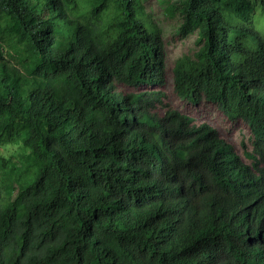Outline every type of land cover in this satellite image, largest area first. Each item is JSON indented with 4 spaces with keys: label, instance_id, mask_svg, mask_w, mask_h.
Segmentation results:
<instances>
[{
    "label": "trees",
    "instance_id": "trees-1",
    "mask_svg": "<svg viewBox=\"0 0 264 264\" xmlns=\"http://www.w3.org/2000/svg\"><path fill=\"white\" fill-rule=\"evenodd\" d=\"M0 264H264V0H0Z\"/></svg>",
    "mask_w": 264,
    "mask_h": 264
},
{
    "label": "rangeland",
    "instance_id": "rangeland-1",
    "mask_svg": "<svg viewBox=\"0 0 264 264\" xmlns=\"http://www.w3.org/2000/svg\"><path fill=\"white\" fill-rule=\"evenodd\" d=\"M193 47V36L182 40L169 37L167 42V71L165 84L163 86L117 84V91L136 93L145 90H161L165 94V97L162 104H158L155 110V113H157L160 118L164 117L168 109H172L190 117L197 126L208 124L214 129L219 130L220 135L235 148L239 155L243 156L244 147L242 144L245 143L247 148H251V130L243 119H228L217 104L206 101L205 99L197 103L189 102L183 99L175 90L173 72L175 62L180 55L191 51ZM12 164L18 165L17 159L13 158Z\"/></svg>",
    "mask_w": 264,
    "mask_h": 264
}]
</instances>
